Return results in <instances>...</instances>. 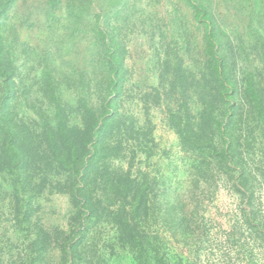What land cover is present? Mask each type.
Masks as SVG:
<instances>
[{"label": "trees", "instance_id": "trees-1", "mask_svg": "<svg viewBox=\"0 0 264 264\" xmlns=\"http://www.w3.org/2000/svg\"><path fill=\"white\" fill-rule=\"evenodd\" d=\"M15 1L0 0V180L9 186L7 210L19 229L23 249L14 251L15 256L0 249V264H47V251L52 246L60 251L61 264H66L69 255L76 256L89 224L99 222L111 225L115 241L134 264H149L151 253L158 252L149 244L152 238L138 230V223L154 205L151 187L136 184L127 172L109 166L111 158L124 152L122 127L132 130L126 120L117 118L116 112L126 73L123 35L134 27L144 32L150 29L147 34L153 32L147 27V17L134 19L140 4H162L174 14L178 6L173 8L172 0H67L66 10L73 24L80 31L86 30L101 52L106 96L101 101L102 109L95 110L81 97L86 87L82 78L76 83L81 87V98L75 109L64 104L48 64L41 65L38 83L42 104L48 107L38 106L27 97L15 63L16 39L9 40L3 28ZM58 1L49 0L47 4L54 7ZM175 1L190 11L192 24L178 20L177 15L171 21L181 35L185 34L184 45L180 51L167 47L163 60L155 66V101L165 102L168 124L176 132L182 150L194 157L192 168L197 178L206 180L213 170H222L228 177L233 173L235 189L245 193L251 175L241 149L246 144L255 153L250 137L256 126H264V76L250 66L239 67L242 64L237 60L241 58L248 65L255 56L264 61L263 17L253 13L259 0ZM220 6L231 8L229 14L242 24L244 33L235 27L227 34L223 29L225 20L216 12ZM190 28L199 35L195 45L190 42L194 36ZM183 56L191 59L188 65ZM22 97L35 118H26L17 111ZM193 102L199 107L195 115L189 110ZM73 115L79 118L75 123ZM249 123L255 126H245ZM111 136L119 138L116 145H111ZM261 174L264 178V171ZM45 192L70 196L74 208L70 235L49 233L31 222L36 212L34 201ZM114 201L118 207L111 209ZM2 215L0 212V218ZM3 255L8 257L4 262Z\"/></svg>", "mask_w": 264, "mask_h": 264}, {"label": "rangeland", "instance_id": "rangeland-1", "mask_svg": "<svg viewBox=\"0 0 264 264\" xmlns=\"http://www.w3.org/2000/svg\"><path fill=\"white\" fill-rule=\"evenodd\" d=\"M47 2L49 0H16L3 25L9 40L16 39L15 63L24 79L27 97L38 106L48 107L42 104L38 91L41 65L48 64L56 92L64 104L75 109L76 101L82 97L87 99L89 107L102 109L107 77L100 65V49L86 35V30L80 31V27L73 24L67 14V0H59L54 7H49ZM256 3L259 5L253 13L261 15L264 23V0ZM171 5L178 6L177 9L173 6L177 14L162 4H140L134 19L147 17V27L153 32L147 34L150 29L144 32L134 27L123 35L126 73L116 112L117 118L126 120V126H131L132 130L122 127L124 152L111 158L109 166L115 171L127 172L136 184L145 183L151 187L148 193L154 205L149 203L147 215L138 223V230L152 238L149 244L152 243L158 252L155 255L149 246L153 256L149 264H264V178L261 174L264 171V126H256L250 137L255 153L250 152L246 144L241 149L251 175L248 190L242 194L235 189L233 173L230 178L222 170H213L210 178H197L198 174L192 168L194 157L182 150L176 132L168 124L165 102L155 101L154 88L158 84L155 66L163 60L167 47L180 51L184 45L185 34L181 35L171 21L177 15L178 20H188L192 24L190 11L185 6L175 0ZM223 7L216 12L225 20L223 29L227 34L235 27L244 33L242 24H237L232 17L231 8ZM190 32L194 34H190L191 45H195L199 35H195L192 28ZM237 61L242 64L239 67L250 66L251 70L264 76V61L260 57H252L248 65L241 58ZM190 62L191 59H186L185 65ZM80 78L86 86L82 96L78 95L80 85H76ZM26 102L20 98L17 111L33 119ZM189 110L196 114L199 110L196 102ZM73 119L75 123L79 118L73 115ZM117 139L111 136V145H116ZM8 190L9 186L2 184L0 212L4 216L0 218V249H3L2 253L15 256L14 251L22 250L23 246L19 242L18 227L14 219L9 218ZM114 202L110 204L111 209L118 207V202ZM33 205L36 212L31 218L32 223L49 233L70 235L69 220L74 208L69 195L45 192ZM88 229L76 256L69 255L66 264H134L115 241L111 225L90 223ZM47 252V264H61L58 248L52 246ZM7 259L3 255L1 261Z\"/></svg>", "mask_w": 264, "mask_h": 264}]
</instances>
